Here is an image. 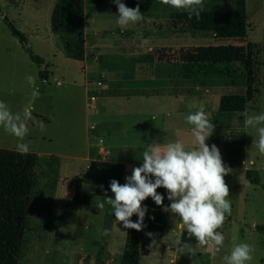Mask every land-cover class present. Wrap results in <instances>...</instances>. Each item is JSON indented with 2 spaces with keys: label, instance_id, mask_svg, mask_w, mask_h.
<instances>
[{
  "label": "rangeland",
  "instance_id": "obj_1",
  "mask_svg": "<svg viewBox=\"0 0 264 264\" xmlns=\"http://www.w3.org/2000/svg\"><path fill=\"white\" fill-rule=\"evenodd\" d=\"M87 1L89 19L85 41L81 43L78 35L76 37L79 31H56L52 25L54 10L57 7L61 11L75 9L73 0H0V101L11 111L19 112L31 100L33 88H38L40 96L34 101L33 116L45 126L42 131L30 121L23 141L0 128V147L16 149L17 143L23 142L29 146V151L39 156L28 222L51 221L45 228L47 246L61 241L64 247L74 250L75 246L84 244L88 255H92L98 244L100 253L106 248L107 242L101 236L105 233L107 208L95 207L100 199L98 186L91 175L90 160L84 159L88 148L87 124L98 121L87 105L88 98L89 104L94 101L91 95L87 96L85 87L86 75L102 84L108 76L104 71L110 69L117 76L141 79L134 86L145 88L125 95L110 94L116 105L111 104L102 117L103 121L111 123L110 129L116 130L118 141L115 143L135 147L129 151L112 150L113 156L122 152V158L127 160L122 185L135 167L142 166V154L149 144L164 145L179 140L186 149L195 146L192 125L186 123L185 117L197 111L200 105L214 125L207 143L209 147L217 146L227 169L224 179L229 187L231 215L226 214L218 230L224 236L221 250L216 252L212 245L205 250L195 243L181 251L179 241L186 228L178 217L165 211L167 223L163 229L141 230L144 253L140 264H225L223 257L239 243H248L254 249L247 264H264V231L257 228L264 225V187L246 178L248 169H257L264 183V155L252 147L257 134L255 129L245 128V118L241 120L237 115L219 110L222 95L246 91V78L178 77L171 80L158 75L170 73L171 77H176L174 63L160 61L156 53L164 45L256 43L259 92L248 103L246 114L264 112V0H247L249 27L244 39L218 38L213 32L194 30L172 18L169 14L175 9L161 5L159 0H121L129 8L139 5L144 17L143 21L121 30L116 24L118 7L114 0ZM203 5L207 10L233 9L236 0H203ZM4 16L26 34L28 42H21L13 35ZM141 35L147 44H142ZM29 46L43 58V63L32 60ZM98 46L101 47L99 63L91 60L84 69L81 61L86 54L93 59ZM234 68L243 70L240 63ZM41 72L48 77H42ZM28 75L36 77L35 85L26 82ZM90 128L96 129L93 124ZM91 151L92 158L112 160L103 149L92 147ZM84 194L92 195L94 202L85 205L81 201ZM115 221L114 218L112 231ZM129 232L130 229L116 221L112 264L122 263L120 258L128 245ZM78 252L75 258H80L82 251Z\"/></svg>",
  "mask_w": 264,
  "mask_h": 264
},
{
  "label": "trees",
  "instance_id": "obj_2",
  "mask_svg": "<svg viewBox=\"0 0 264 264\" xmlns=\"http://www.w3.org/2000/svg\"><path fill=\"white\" fill-rule=\"evenodd\" d=\"M85 1L73 0L75 9L61 11L58 7L52 14L54 30H75L79 42L85 41ZM0 12L1 8H0ZM172 18L185 23L194 30L213 32L218 38L244 39L248 35L247 0H236L233 9H202L199 19L195 15L189 19L188 12L175 11ZM4 20L9 25L13 35L21 42H28V37L18 29L8 16ZM77 42V39H76ZM257 44H208L188 45L180 47H159L156 51L158 59L174 63L176 76L181 78H246V91L244 93H229L221 96L219 110L223 113L234 114L239 119L245 118L248 103L255 99L259 89ZM28 51L33 61L41 64L43 58L36 54L32 47ZM75 57V56H74ZM240 63L243 70L239 71L234 65ZM41 76L47 78L44 72ZM39 156L36 152L29 151L21 154L16 149L0 147V264H19L23 241L31 209L35 187L36 167ZM91 175L98 186V202H105L107 197L114 198L110 182L115 179L121 185L126 172V164L116 161H103L94 159L90 165ZM246 178L254 184L262 183L260 172L257 169H248ZM154 180V177L152 178ZM158 194L165 197L163 205H157L149 197L142 202V207L147 208L144 219L145 228L163 229L167 223L165 208L171 203L167 199V190L163 187L157 189ZM95 198L84 194L81 201L90 205ZM107 208L104 239L110 236L114 221L113 209L105 203ZM132 221L137 222L138 216H132ZM142 227V228H143ZM264 231V225H257ZM219 230V229H218ZM217 230V231H218ZM140 231L130 229L128 245L124 250L122 264H140L143 248ZM197 243L196 239L189 238L187 230L181 234L179 248ZM107 245V243H105ZM103 252L98 255V262H103Z\"/></svg>",
  "mask_w": 264,
  "mask_h": 264
},
{
  "label": "clouds",
  "instance_id": "obj_3",
  "mask_svg": "<svg viewBox=\"0 0 264 264\" xmlns=\"http://www.w3.org/2000/svg\"><path fill=\"white\" fill-rule=\"evenodd\" d=\"M114 2L118 7L116 24L121 30L143 21L139 5L133 9L121 0ZM159 3L188 12L189 19L193 15L199 19L204 6L203 0H159ZM140 38L142 44L148 43L142 35ZM25 80L29 85H35L36 77L28 75ZM31 96V100L19 112L11 111L5 102L0 101V128L18 141H23L28 134L30 121L42 131L45 127L43 122L33 116V104L40 96L39 89L34 87ZM189 107L195 108L196 105ZM185 120L192 125L194 147L186 149L179 140L164 145L156 142L149 144L142 154V166L135 167L123 185L113 179L110 188L114 198L107 197L105 202H98L95 207L103 210L107 203L113 209L115 220L122 223L125 229L140 231L147 212L142 202L151 197L158 206L163 205L165 197L157 192L163 187L171 202L164 210L179 218L189 238L196 239L198 247L206 250L212 245L219 252L223 247L224 236L217 230L223 226L226 214L231 215L229 187L224 179L227 169L217 146L213 144L209 147L207 143L214 125L209 121L203 105L197 111L190 112ZM244 126L255 129L257 135L252 147L264 155V112L255 115L245 113ZM16 150L27 154L29 146L19 142ZM134 214L138 216L137 222L131 220ZM104 234L108 235L107 230ZM253 251L248 243H239L223 260L225 264H247L252 259Z\"/></svg>",
  "mask_w": 264,
  "mask_h": 264
},
{
  "label": "crops",
  "instance_id": "obj_4",
  "mask_svg": "<svg viewBox=\"0 0 264 264\" xmlns=\"http://www.w3.org/2000/svg\"><path fill=\"white\" fill-rule=\"evenodd\" d=\"M87 5H88V1L86 0L85 1L86 32H87V25L89 19ZM175 11L178 10H172V12H170L169 15L171 16L172 13ZM95 20L93 19V21ZM165 46L174 47L170 45H164L161 47H165ZM182 46H188V45H182ZM100 48H101L100 46L96 47L97 53L93 59L92 58L90 59L89 55L86 54L85 59L81 61L82 65H84V69H86V67L89 65L91 60L95 61V63H99L100 54L98 52ZM104 72H106L108 76H107V80L102 84L98 80L93 81V79L88 78V75H86V87H85L86 94L87 96L91 95V100L94 101L91 105L89 104V98H88L87 105L91 108L89 110L94 111L93 113L96 115V117H98V121L91 124L90 123L87 124L86 132H87L88 148H87V156H85L84 159L86 160L88 158L90 160L89 162H92V160H94L95 158H92L91 150L92 147H96L97 149H103L106 155L108 153L109 156L112 157L111 161L122 162L127 164V160L122 158L123 157L122 152H120L119 155L116 154V156H113L112 154L114 153V151L112 150L115 148H123L124 150L129 151V149L135 147L130 146V144L128 143H123V144L115 143L118 141V139L116 138L117 132L116 130L110 129L109 127L111 126V123L103 121L102 117L107 112L109 106L116 105V101L113 102V97L110 94L120 92L125 95V94H130L131 91L137 92L145 88L143 86H134V84L140 83L142 81L141 79H136V78L128 79L124 76H119V75L117 76L114 75L115 72L111 71L110 69H107ZM158 76H167V78L171 80L178 78L177 76L171 77L170 73L169 74L162 73L161 75L159 74ZM93 86H96L94 90L91 89ZM92 124L96 128L94 131H92L90 128V125ZM50 222L51 221L46 220L43 221L41 224H39V221L33 223H30L29 221L27 223L19 264H112V258L115 256L112 248L113 247L112 242H113V234H114V228L116 226V221L113 226V231H111L110 236L107 239V246L102 251L104 254L102 263L98 262V255L101 252L100 244H98V248L96 247V249L91 253L92 255H88L87 253L84 252L85 251L84 244H80L79 247L75 246L74 250L67 249L66 246L64 247L63 245L64 243L61 241L55 242L54 244L50 245L51 247L47 246L48 244H46L45 242L47 241L48 232H46L45 228L52 224ZM34 231L36 232V234L32 233ZM74 233L77 234L78 231H74ZM101 237L103 238V236ZM102 238L99 241L100 243L103 240ZM142 246H144V243H142ZM79 249L82 251L80 254V258L79 257L75 258V256L78 255L79 253L78 252ZM122 257L120 258L121 262H122Z\"/></svg>",
  "mask_w": 264,
  "mask_h": 264
}]
</instances>
